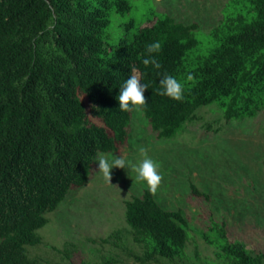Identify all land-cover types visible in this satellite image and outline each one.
<instances>
[{"label":"trees","instance_id":"obj_1","mask_svg":"<svg viewBox=\"0 0 264 264\" xmlns=\"http://www.w3.org/2000/svg\"><path fill=\"white\" fill-rule=\"evenodd\" d=\"M130 9L128 0H0V264H42L26 247L42 243L46 214L89 181L99 155L126 142L132 112L119 109L118 96L132 68L148 85L141 113L159 139L201 122L203 107L217 106L225 123L264 110V0H228L204 52L197 26L168 15L145 25L130 20L107 41L111 13ZM154 42L160 69L142 62ZM164 74L184 86L183 101L159 94ZM189 189L209 200L194 184ZM124 217L144 248L136 260L184 255V213L163 209L148 188L124 202ZM208 232L202 238L221 264H264V254L229 238L224 222H211Z\"/></svg>","mask_w":264,"mask_h":264},{"label":"rangeland","instance_id":"obj_2","mask_svg":"<svg viewBox=\"0 0 264 264\" xmlns=\"http://www.w3.org/2000/svg\"><path fill=\"white\" fill-rule=\"evenodd\" d=\"M126 13H111L109 42L121 35L125 23H152L168 15L177 23L195 24L199 52L210 46L206 34L221 20L228 0H128ZM201 122L218 125L207 131L201 122L187 123L170 140L157 137L143 114L133 111L130 133L116 152L101 154L111 160L122 156L138 163L144 147L159 165L163 181L156 195L165 210L180 209L188 222L189 239L180 258L141 262L143 246L133 242L125 222L124 202L141 196L146 182L136 181L130 169L113 168L111 184L99 172L98 158L89 181L67 193L60 205L47 213L48 223L39 229L42 243L27 246L30 258L42 264H221L216 249L202 238L211 222L225 223L232 240L245 244L252 254H264V110L252 119L225 123L215 105L200 108ZM207 193L209 200L194 197L189 184Z\"/></svg>","mask_w":264,"mask_h":264},{"label":"clouds","instance_id":"obj_3","mask_svg":"<svg viewBox=\"0 0 264 264\" xmlns=\"http://www.w3.org/2000/svg\"><path fill=\"white\" fill-rule=\"evenodd\" d=\"M161 50V44L159 42L151 43L147 46V53L149 54L143 59V64L147 67L151 65L155 69H160L161 64L156 60L153 53H158ZM188 80L192 79V76L187 77ZM160 95H165L176 101L184 100V86L172 75L164 74L160 79ZM148 89V85L141 82L139 75L135 68L131 69L130 78H128L123 86L120 88L118 96L119 109L122 112H140L147 104L145 97V91ZM140 156L142 160L138 163H133L126 160L122 156L114 157L109 160L101 155L98 158L99 172L103 174V178L111 184V170L113 168L130 169L136 173V181L146 182L149 192L152 195H156L161 187L163 176L159 171L160 165L150 158L147 154V149L140 147Z\"/></svg>","mask_w":264,"mask_h":264}]
</instances>
